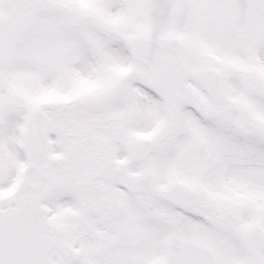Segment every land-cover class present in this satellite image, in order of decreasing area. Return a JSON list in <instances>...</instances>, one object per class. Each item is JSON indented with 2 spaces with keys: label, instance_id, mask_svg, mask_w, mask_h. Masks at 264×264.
<instances>
[{
  "label": "snow or ice",
  "instance_id": "obj_1",
  "mask_svg": "<svg viewBox=\"0 0 264 264\" xmlns=\"http://www.w3.org/2000/svg\"><path fill=\"white\" fill-rule=\"evenodd\" d=\"M0 264H264V0H0Z\"/></svg>",
  "mask_w": 264,
  "mask_h": 264
}]
</instances>
